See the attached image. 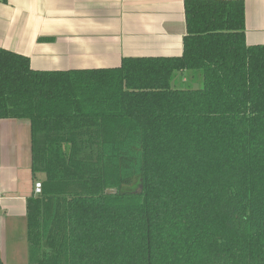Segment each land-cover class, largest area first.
<instances>
[{"label": "trees", "instance_id": "16d2710c", "mask_svg": "<svg viewBox=\"0 0 264 264\" xmlns=\"http://www.w3.org/2000/svg\"><path fill=\"white\" fill-rule=\"evenodd\" d=\"M184 8L180 57L35 71L0 48V119L30 121L44 176L32 264H264V45L243 0Z\"/></svg>", "mask_w": 264, "mask_h": 264}, {"label": "crops", "instance_id": "0c3cea01", "mask_svg": "<svg viewBox=\"0 0 264 264\" xmlns=\"http://www.w3.org/2000/svg\"><path fill=\"white\" fill-rule=\"evenodd\" d=\"M184 1L0 0V48L29 58L35 71L111 69L125 58L180 57ZM243 1L246 43L264 45V0ZM31 166L30 121L0 119V264H32Z\"/></svg>", "mask_w": 264, "mask_h": 264}, {"label": "rangeland", "instance_id": "374dc122", "mask_svg": "<svg viewBox=\"0 0 264 264\" xmlns=\"http://www.w3.org/2000/svg\"><path fill=\"white\" fill-rule=\"evenodd\" d=\"M185 77H189V78H190V82H189L190 84H182V83H181V79H182V77L178 74V75L176 76V78H175V82H174V84L176 85L177 88H187V86H193V85H192V84H193V80L191 79L190 74H186ZM43 178H44L43 175H39V177H38V181H37V182H41ZM135 189H137V191H140V190H141V187H137V188H135ZM127 190H132V189H125V191H127Z\"/></svg>", "mask_w": 264, "mask_h": 264}, {"label": "built area", "instance_id": "2783aa9c", "mask_svg": "<svg viewBox=\"0 0 264 264\" xmlns=\"http://www.w3.org/2000/svg\"><path fill=\"white\" fill-rule=\"evenodd\" d=\"M34 192H35V195H40L41 194V192H42V184H41V182H36L35 183Z\"/></svg>", "mask_w": 264, "mask_h": 264}, {"label": "water", "instance_id": "95a60500", "mask_svg": "<svg viewBox=\"0 0 264 264\" xmlns=\"http://www.w3.org/2000/svg\"><path fill=\"white\" fill-rule=\"evenodd\" d=\"M116 192H117L116 190H108L107 194H112V193H116Z\"/></svg>", "mask_w": 264, "mask_h": 264}]
</instances>
